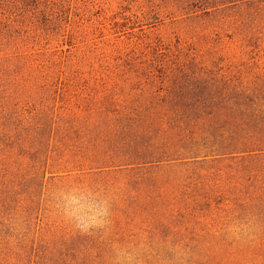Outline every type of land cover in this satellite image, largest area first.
Returning <instances> with one entry per match:
<instances>
[{"label": "trees", "instance_id": "16d2710c", "mask_svg": "<svg viewBox=\"0 0 264 264\" xmlns=\"http://www.w3.org/2000/svg\"><path fill=\"white\" fill-rule=\"evenodd\" d=\"M0 264H264V0H0Z\"/></svg>", "mask_w": 264, "mask_h": 264}]
</instances>
